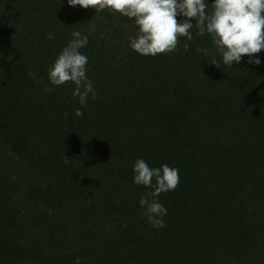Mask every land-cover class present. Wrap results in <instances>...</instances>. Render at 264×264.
Instances as JSON below:
<instances>
[{
	"label": "trees",
	"instance_id": "1",
	"mask_svg": "<svg viewBox=\"0 0 264 264\" xmlns=\"http://www.w3.org/2000/svg\"><path fill=\"white\" fill-rule=\"evenodd\" d=\"M74 31L96 94L82 117L47 71ZM197 31L142 56L119 13L0 0V264H264V50L228 67ZM138 159L179 169L164 228L142 215Z\"/></svg>",
	"mask_w": 264,
	"mask_h": 264
},
{
	"label": "clouds",
	"instance_id": "2",
	"mask_svg": "<svg viewBox=\"0 0 264 264\" xmlns=\"http://www.w3.org/2000/svg\"><path fill=\"white\" fill-rule=\"evenodd\" d=\"M67 3L70 7L94 8L96 13L107 9L134 19L138 34L131 39L130 47L142 56L175 52L181 37L193 39L191 30L195 26L198 36L210 34L225 66L240 63L244 56L249 57L248 64L261 63L253 56L264 50V0H212L211 11H208L206 0H67ZM178 16L184 19L178 22ZM71 36L47 71L53 85L61 86L67 82L75 85L72 95L78 98L80 105L75 116L82 117L89 94L93 100L96 94L86 74L88 58L80 51L88 44V38L79 31L72 32ZM48 39H54V35L50 33ZM188 48L189 45L184 44V49ZM196 51L205 56L209 54L206 48ZM208 63L220 68L215 56ZM69 162L64 160L65 164ZM133 173L135 184L152 189L140 198L139 204L144 209L142 215L154 228L166 227L163 217L167 215V208L157 197L178 187L179 169L167 164L150 167L145 160L138 159Z\"/></svg>",
	"mask_w": 264,
	"mask_h": 264
}]
</instances>
